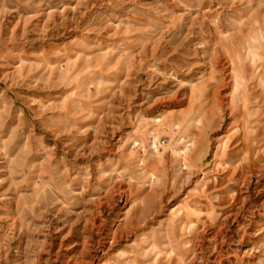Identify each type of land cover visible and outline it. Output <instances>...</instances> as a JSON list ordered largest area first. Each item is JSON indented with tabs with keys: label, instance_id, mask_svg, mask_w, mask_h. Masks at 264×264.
Here are the masks:
<instances>
[{
	"label": "rangeland",
	"instance_id": "rangeland-1",
	"mask_svg": "<svg viewBox=\"0 0 264 264\" xmlns=\"http://www.w3.org/2000/svg\"><path fill=\"white\" fill-rule=\"evenodd\" d=\"M0 264H264V0H0Z\"/></svg>",
	"mask_w": 264,
	"mask_h": 264
}]
</instances>
